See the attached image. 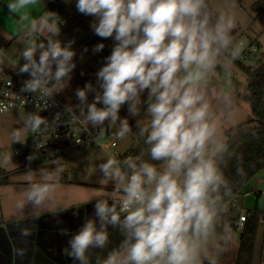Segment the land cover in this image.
<instances>
[{
    "label": "clouds",
    "instance_id": "1",
    "mask_svg": "<svg viewBox=\"0 0 264 264\" xmlns=\"http://www.w3.org/2000/svg\"><path fill=\"white\" fill-rule=\"evenodd\" d=\"M42 2L0 0L15 17L22 44L19 59L0 47V66L27 73L21 92L46 104L70 86L77 52L74 39L62 42L56 11L32 14L30 6ZM74 3L91 17L95 35L111 39V50L95 82L75 89L74 106L65 105L51 122L39 110L24 111L19 126L10 129L11 143H25L29 133L42 136L63 123L66 113L82 131L108 132L134 151L111 152L94 162L91 174L102 187L67 207L58 206L54 195L64 171L61 159L29 170L14 209L57 214L73 207L75 216L81 205L91 203V214L76 230L59 229L67 237L62 254L71 264H219L229 239L223 216L232 191L224 168L234 153L218 128L213 102L228 106L232 101L217 92L211 76L240 55L241 45L233 38L234 12L215 10L211 0ZM104 48L98 42L91 51ZM44 140L36 147H43ZM8 163L11 153L0 160ZM21 234L27 233L21 229Z\"/></svg>",
    "mask_w": 264,
    "mask_h": 264
},
{
    "label": "rangeland",
    "instance_id": "2",
    "mask_svg": "<svg viewBox=\"0 0 264 264\" xmlns=\"http://www.w3.org/2000/svg\"><path fill=\"white\" fill-rule=\"evenodd\" d=\"M74 1V0H73ZM258 0H211V4L215 10H223L231 8L234 12L236 19V28L233 30V38L235 43H242L240 55L236 58L245 67H256L260 62L263 61L264 55V13L258 15L251 10V6ZM56 7V4H54ZM33 15H38L41 11L45 9L54 10V8H46L42 3H36L30 6ZM0 27L7 29L3 33L0 30V36L3 39H11L6 46V50L14 59H19V48L22 44L19 42L20 37L17 36L16 19L15 17L9 15V12L0 10ZM12 31L13 39L11 37ZM2 40V39H1ZM0 43H2L0 41ZM3 44V43H2ZM0 44V47L4 46ZM6 44V43H5ZM4 44V45H5ZM76 52L81 56L83 53V61H77L76 68L73 72V78L70 82V86L63 92L57 94V96L68 105H75L77 100L75 98L74 92L77 87H82L86 81L95 82V72L100 65L87 53L84 52L83 48L76 49ZM20 63H23L21 60ZM220 71L216 70L211 76V83L217 92L220 94H227L231 97L232 103L228 106L220 104L218 101L213 102L214 113L218 128L224 137V130L234 127L242 122H244L249 116H251V111L249 104L242 99L245 93V74L243 71L235 64L231 63L228 65L221 64ZM13 72L16 73L15 70ZM235 76L234 80L227 78L226 76ZM91 99V96L89 97ZM24 113V111H13L6 115L0 116V150L9 148L17 143H11L10 129L17 125L19 117ZM122 115V114H121ZM225 138V137H224ZM102 140H113L111 134L108 136L101 137ZM129 148L128 141L116 142V147L110 149L108 153L119 152L123 154ZM107 155L103 150L90 147L83 150H78L71 152L61 159L64 171L70 176L72 181L81 182L92 186L89 194L95 190H99L102 187L98 183V177L91 174L94 162L103 158ZM3 158H0L2 160ZM17 159H12V163L7 165L0 164V169L6 172H12L16 170ZM51 166V165H50ZM29 170L37 169H27L19 170V172H12L8 174L9 182H16L19 179L24 180L27 172ZM5 189L0 186V195L2 196ZM264 191V169L258 171L253 178L247 183V185L242 189L241 194L238 197V207L246 211H256L264 212V196H257L258 191ZM4 197V202L1 200V205H7L10 200H6L7 196ZM6 200V201H5ZM0 205V206H1ZM11 219L8 218L7 213L0 209V220ZM225 227L229 229V223H223ZM239 234L240 232L235 230H230L228 232L229 239L225 245L224 252L219 257V264H236L237 252L239 248ZM261 244V229L257 228V232L254 240V253L252 259L244 264H264V262L259 258V249Z\"/></svg>",
    "mask_w": 264,
    "mask_h": 264
},
{
    "label": "trees",
    "instance_id": "3",
    "mask_svg": "<svg viewBox=\"0 0 264 264\" xmlns=\"http://www.w3.org/2000/svg\"><path fill=\"white\" fill-rule=\"evenodd\" d=\"M44 7L54 8L61 17V40L66 42L74 39L72 45L75 49L87 48L86 51L99 65L102 58L109 54L111 50V39H103L95 35L89 28L91 17L79 13L75 8V3H65L64 0H43ZM56 4V7H54ZM251 10L258 15L264 13V0H258L251 6ZM98 42H103L105 48L99 53L91 51L92 46ZM78 63L83 61L77 53ZM235 63L245 74V93L242 97L249 104L251 116L244 122L225 129L224 137L230 146V151L234 153L228 158L227 167L224 168L226 177L231 186V196L225 200V204L234 196H239L242 189L260 170L264 169V55L263 61L256 67H245L238 60ZM121 114H126L121 109ZM131 123V120H130ZM134 149L128 148L122 155L128 154ZM22 169V168H21ZM27 169H37L26 167ZM241 169L242 171H238ZM19 171L14 170L12 172ZM0 169V186L7 185L8 174ZM65 174L64 172L62 173ZM235 214L227 211L223 216V223H229L235 219ZM257 224L254 217L248 218L243 232L239 234V248L237 252L236 264H244L252 259L254 253V240L257 232ZM118 237L114 234L113 240Z\"/></svg>",
    "mask_w": 264,
    "mask_h": 264
},
{
    "label": "built area",
    "instance_id": "4",
    "mask_svg": "<svg viewBox=\"0 0 264 264\" xmlns=\"http://www.w3.org/2000/svg\"><path fill=\"white\" fill-rule=\"evenodd\" d=\"M238 45L242 46L241 42ZM13 66L0 67V116L13 111H38L40 115L45 116L50 122L55 118L57 112H63L64 103L57 95L53 100L44 104L38 101L32 94L21 92L22 81L28 78L27 73L18 74L13 72ZM234 80L236 77L226 76ZM63 123L54 126L53 130L37 136L29 133L25 143H18L9 148L0 150V158L9 153L12 159H17L16 166L19 168H41L50 166L54 159H62L71 152L96 147L108 154V151L116 147L113 140H102L101 137L108 136L106 132L103 136L98 133H92L81 130V125L74 121L68 114L61 116ZM95 137V138H94ZM44 140V146L37 148L39 140ZM33 156L32 160L28 157ZM257 196H264V191H258ZM238 197L234 196L226 204L227 211L235 214V219L229 224L230 230L243 232L248 218L254 217L257 227L261 229V244L259 249V258H264V212L246 211L238 207Z\"/></svg>",
    "mask_w": 264,
    "mask_h": 264
},
{
    "label": "crops",
    "instance_id": "5",
    "mask_svg": "<svg viewBox=\"0 0 264 264\" xmlns=\"http://www.w3.org/2000/svg\"><path fill=\"white\" fill-rule=\"evenodd\" d=\"M1 12L7 9V6L0 4ZM3 33L7 29L0 27ZM13 33L12 31V39ZM2 39V40H1ZM11 39H3L0 36V43L6 50L7 44ZM6 43V44H5ZM5 44V45H4ZM1 68L8 67V64L0 66ZM8 114V113H7ZM6 115V114H4ZM24 170L16 166V170ZM14 171V170H13ZM19 172V171H15ZM61 174L58 182L55 185L54 195L56 197L58 206L67 207L72 204H77L84 201L90 194L89 189L92 186L87 184L72 181L66 171ZM9 182V181H8ZM24 184V180L19 179L16 182H9L7 185L1 186L5 190L2 196H7L6 200H10L7 205H1L0 209L6 212L8 218L0 220V228L3 229L2 236L6 239L5 243L6 253L9 252L10 264H71L70 258L62 254V248L66 245L67 237L62 235L59 231L60 228H68L76 230L82 219L91 214L92 207L86 209L84 204L79 207V214L73 215L74 208L69 207L63 212L53 214L46 211H31L26 208L22 213H18L13 205L14 202L22 198V195L17 192ZM0 195L1 200L4 202V197ZM5 200V201H6ZM21 229L26 232V235L21 234ZM0 264H7V259H3L0 253Z\"/></svg>",
    "mask_w": 264,
    "mask_h": 264
},
{
    "label": "water",
    "instance_id": "6",
    "mask_svg": "<svg viewBox=\"0 0 264 264\" xmlns=\"http://www.w3.org/2000/svg\"><path fill=\"white\" fill-rule=\"evenodd\" d=\"M217 70L220 71V67H217ZM106 133L109 134L108 132H106ZM90 207H92L91 203L85 206L86 209H88ZM1 232H3V229L0 228V253H1V255H3V259L4 260H5V258L7 259V264H10L11 255L9 254V252L6 253V250H5L6 248L5 247L8 246V245L5 246V243H7V241L2 236ZM262 261L264 262V258L262 259Z\"/></svg>",
    "mask_w": 264,
    "mask_h": 264
}]
</instances>
